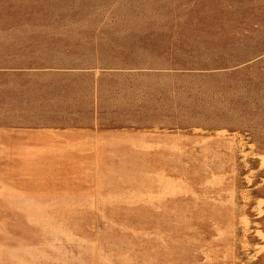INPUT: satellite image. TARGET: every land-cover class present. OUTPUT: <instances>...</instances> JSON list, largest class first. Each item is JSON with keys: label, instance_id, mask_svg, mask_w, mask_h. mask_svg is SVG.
<instances>
[{"label": "rangeland", "instance_id": "obj_1", "mask_svg": "<svg viewBox=\"0 0 264 264\" xmlns=\"http://www.w3.org/2000/svg\"><path fill=\"white\" fill-rule=\"evenodd\" d=\"M41 143L53 146L23 175ZM90 143L81 158L87 174L76 171L71 148ZM110 178L125 191L141 182L138 198L159 194L161 204L148 207L155 218L163 198L191 185L180 215L167 221L179 227L175 245L171 235L146 246L147 234L116 231L66 247L56 229L16 232L22 202L9 199L12 189L49 208ZM218 196L228 211L235 200L242 218L224 244L215 223L228 227L234 218L213 206ZM128 209L118 212L131 230L144 211ZM60 246L76 264L79 254L100 264L102 255L116 264L176 256L178 264H264V0H0V264H63Z\"/></svg>", "mask_w": 264, "mask_h": 264}, {"label": "bare ground", "instance_id": "obj_2", "mask_svg": "<svg viewBox=\"0 0 264 264\" xmlns=\"http://www.w3.org/2000/svg\"><path fill=\"white\" fill-rule=\"evenodd\" d=\"M58 135V134H57ZM67 135V134H66ZM54 136V135H53ZM60 136V135H59ZM62 137V136H60ZM57 138V137H56ZM64 138V137H63ZM74 138V137H72ZM71 138V139H72ZM51 139H53V137H51ZM79 139V138H78ZM54 140V139H53ZM56 140V139H55ZM68 140V139H67ZM76 140V139H73ZM82 140V139H80ZM84 140V139H83ZM50 141V140H49ZM57 141V140H56ZM60 141V140H58ZM62 141V140H61ZM64 141V140H63ZM62 141V142H63ZM48 142V139L47 141ZM51 142V141H50ZM48 142V143H50ZM53 142V141H52ZM82 142V141H81ZM84 142V141H83ZM88 142V141H86ZM56 143V142H55ZM60 143V142H59ZM53 144V143H52ZM51 144V146H53ZM64 144V143H63ZM92 143L88 144L87 146L90 145V147L85 149V146L83 147H73L71 148L72 155L74 154L77 157V160L74 161L76 163V165H74V167H76V171H80L82 173L86 172V170L88 169V165L87 164H83L81 162V158L83 155H86L87 149L90 150L91 149V145ZM65 145V144H64ZM67 145V144H66ZM97 145V144H96ZM50 146V147H51ZM58 145H56L55 147H57ZM61 146V143H60ZM144 149H145V145H141ZM33 147V145H32ZM49 146H47V143H41V145L35 146L34 150H39L38 153L41 155L40 158L37 161L34 162H30L28 163L27 169L25 170V173L23 175H28L30 173L33 172L34 167L38 164L41 163L44 159L43 156H45V153H49L47 152ZM49 147V149H50ZM27 148V147H26ZM26 148H24L23 150H25ZM27 149H31V147L27 148ZM63 149V148H62ZM55 150V149H53ZM80 150V151H79ZM50 151V150H49ZM60 151V150H59ZM70 150H68L67 153H65V155H67L69 153ZM90 152V151H89ZM55 154V153H52ZM38 155V154H37ZM35 156L36 158L38 156ZM51 155V154H50ZM52 156V155H51ZM56 155H54L55 157ZM60 156V155H59ZM64 156V155H63ZM22 158V157H21ZM24 158V157H23ZM34 159V158H33ZM62 159V158H61ZM72 160V159H71ZM75 160V159H74ZM69 161V160H68ZM52 162V161H51ZM73 162V161H72ZM71 162V163H72ZM73 162V163H74ZM173 162V161H172ZM74 163V164H75ZM86 163V162H85ZM66 164V163H65ZM64 164V165H65ZM54 165V164H53ZM57 165V164H56ZM54 165V166H56ZM90 166V165H89ZM92 166V165H91ZM50 167V166H48ZM90 168V167H89ZM54 170V169H53ZM64 170V169H63ZM90 170V169H89ZM79 172V173H80ZM91 172V171H90ZM54 173V172H53ZM78 173V174H79ZM89 173V171H88ZM77 174V175H78ZM87 174V172H86ZM90 174V173H89ZM27 177V176H26ZM30 176H28L29 178ZM85 177V176H84ZM132 177V176H131ZM32 178V177H31ZM40 178V177H39ZM81 178V177H80ZM87 178V177H86ZM159 178V177H158ZM61 179V178H60ZM77 179V178H76ZM88 179V178H87ZM149 179V177H148ZM147 179V180H148ZM168 179V178H167ZM36 180V179H35ZM43 180V178H42ZM78 180V179H77ZM160 181V180H159ZM39 182V181H38ZM44 182V181H42ZM107 182V181H106ZM37 183V181L35 182ZM123 182H120L118 180H116L115 182L113 181L112 178H110V181L108 183H103L102 185H99V187L95 188L94 185H86L84 190L89 188L90 186L92 187L91 192L92 193H79V194H75L73 192L68 193V195L73 196L71 198L68 199H62L61 201L57 202L55 205L50 206L49 208L47 207H43L40 206L39 204H28L27 202L25 203V200L23 199L25 196L29 195L30 192H26V191H19L16 192V189H12L11 191H9V199H15L18 200L20 202H22V205L19 204L21 206V208H19L18 210H16V220H20L21 224L25 223L26 225H28V228H24L21 226V224L19 225L18 222H16V232L18 233H22L24 235H30L32 233H34L35 230H41L46 231V229H56L58 230V233L56 230H54V232H56L57 234H60L62 236H65L63 239L65 240V246L69 247L72 246L74 247L76 244L78 243H82L83 245H85L86 242H84L83 240L87 239H100L103 240V238L106 237H110L111 235H113L116 231H123L122 233H120L121 236L125 237V239H129L130 237H135V239H141V235L143 234H147L146 239L144 238L143 242L146 246H148V244L150 243H154V241H162L163 238L158 239L160 236L164 237V236H173L174 238V245L176 244V238L177 236L180 234V231H178V228L174 227V230H170L167 221H172L174 222L175 218H174V214L176 215L177 213H180V205L182 202H184V200H187L188 198L183 199L184 196L189 195V192L192 193V187L191 185L187 184V188L185 185L181 186L180 189L178 190V196H175L173 199L171 200H167L165 198H163V202H164V207L162 208V212L160 214V208L156 207V210L158 211V216L157 218H155V216L151 215L148 211V207L149 205H151L152 203H160V197L159 194L156 195V192L154 191H150L148 194H146L147 197L145 198H138V196L142 195V191H140L141 186L142 188L145 187L144 185L141 184V182L138 183H132L131 185V189L130 190H123V188H121ZM39 184V183H38ZM143 184H146V181L143 182ZM149 184L148 183V188H149ZM40 185V184H39ZM141 185V186H140ZM159 185V184H157ZM126 186V185H125ZM152 186V185H151ZM154 186V184H153ZM36 187V186H35ZM128 187V185L126 186ZM214 188H217V186H213ZM13 188V186L11 187ZM146 188V187H145ZM147 188V189H148ZM151 188V187H150ZM155 189V187H153ZM222 188V187H221ZM100 189V191H99ZM121 189V190H120ZM146 189V190H147ZM171 189V187L169 188ZM173 189V188H172ZM149 190V189H148ZM175 190V189H173ZM177 190V189H176ZM206 190V189H205ZM204 190V191H205ZM168 191V190H167ZM176 192V191H175ZM174 192V193H175ZM42 193V192H41ZM195 194H197V192H194ZM171 194H173L171 192ZM177 193H175L176 195ZM75 195V196H74ZM170 195V194H168ZM210 195V194H209ZM48 196V195H46ZM136 196V200L134 201V199H131V197ZM166 196V195H165ZM164 196V197H165ZM174 196V195H173ZM40 197V196H39ZM219 200L216 201V199H213L214 203L213 206L215 207H221L219 209L222 210L223 214H225L226 216H229V214L232 212L233 214V218H234V223H231L230 226L228 227H224V222L225 220L222 221V223H215V236L217 237L215 240L218 241L219 243H226L228 242L230 239L235 238L238 234H239V229L240 227H242L240 224H242V222L240 220H237V216L239 214L240 211L238 210V206H237V202L235 200H233V202H231V204L233 205V208H230L231 211H228L226 208V201L222 196H218ZM29 199V198H28ZM35 201V200H34ZM33 201V202H34ZM48 201V200H47ZM38 202V201H36ZM24 203V204H23ZM52 204V203H51ZM201 204H208L207 202H202ZM44 205V204H42ZM131 205V206H130ZM153 205V204H152ZM18 207V206H17ZM132 209V211H135L136 209L138 210H143L144 213L140 216V226L133 228V229H129V228H124L123 226L120 225V219L121 216L123 214H121L120 211L121 209ZM128 209V210H129ZM235 210V211H234ZM242 214L243 211H241ZM241 214V213H240ZM180 215V214H177ZM145 217V218H143ZM147 218H151L153 220V222H151L150 225L148 226H144V220ZM177 218V217H176ZM240 218V217H239ZM85 219H90L89 223L85 222ZM245 218H243V221ZM154 220H155V228H154ZM176 221V220H175ZM203 221V220H202ZM201 221V223H203ZM177 223V222H176ZM240 223V224H239ZM123 224V223H122ZM19 225V226H18ZM124 225V224H123ZM173 225V224H172ZM125 226V225H124ZM245 228H246V223H245ZM244 228V229H245ZM8 230V229H7ZM12 230V229H11ZM154 230V231H153ZM10 231V230H9ZM14 231V230H12ZM49 231V230H48ZM52 231V230H51ZM132 232V233H131ZM185 232L187 233V235H194L195 231L190 230V229H186ZM42 233V232H41ZM9 234V233H8ZM55 234V233H53ZM56 234V235H57ZM247 234L248 231L244 230V236L243 237V242L244 244L247 242ZM150 235H155V237L157 238H148ZM40 236V235H39ZM38 236V238H39ZM58 236H55V238ZM103 237V238H102ZM207 237V236H206ZM57 239V238H56ZM133 239V238H132ZM41 240V239H39ZM58 240V239H57ZM113 239L112 237L110 239H108L109 242H111ZM56 241V240H55ZM58 241H61L58 240ZM231 241V240H230ZM44 242V241H43ZM50 242V243H49ZM84 242V243H83ZM48 243L50 244L49 246H46L48 248H52L51 244L54 243V241H48ZM46 244V243H45ZM61 245H63V242L61 241L60 243ZM88 244V243H87ZM86 244V246H87ZM90 244V243H89ZM95 246V252L98 253V250L96 249V244L91 243ZM90 244V245H91ZM102 252L107 251V246L109 243L102 242ZM38 245V244H37ZM35 245V246H37ZM41 245V244H40ZM39 245V247H40ZM47 245V244H46ZM88 245V246H90ZM91 245V246H93ZM246 245V244H245ZM34 245H32L33 248ZM34 246V247H35ZM44 246V245H43ZM87 246V247H88ZM38 247V248H39ZM42 247V246H41ZM61 247V246H60ZM82 247V246H80ZM14 248V247H13ZM29 249V247H26ZM24 248V249H26ZM37 248V247H35ZM35 248H33L32 250L35 251ZM62 250L59 248V250H61V252H57V253H63L62 256L64 255H68L66 250L65 252L63 251V246L61 247ZM65 248V247H64ZM85 248V247H84ZM206 248V247H205ZM204 248V249H205ZM221 248V247H220ZM31 249V248H30ZM58 249V248H57ZM83 249V248H81ZM92 249V248H91ZM203 249V251H204ZM218 249V248H217ZM21 251V249H18ZM17 250V252H18ZM51 250V249H50ZM74 250V249H73ZM94 251V249H92ZM206 250V249H205ZM221 250V249H220ZM241 250V249H240ZM30 251V250H29ZM28 251V252H29ZM33 251V253H34ZM55 251V250H54ZM58 251V250H57ZM63 251V252H62ZM228 251V250H227ZM44 252V251H42ZM89 252V251H88ZM87 252V253H88ZM32 253V255H33ZM46 253V252H45ZM56 253V252H55ZM56 253V254H57ZM67 253V254H66ZM72 251L69 253L71 254ZM90 253V252H89ZM92 253V252H91ZM210 253V252H209ZM230 253V252H229ZM13 254V253H12ZM19 254V253H18ZM48 254V253H47ZM78 254V253H77ZM159 254V253H157ZM204 254V253H203ZM222 254V253H221ZM234 254V253H233ZM17 255V254H16ZM29 255V254H28ZM49 255V254H48ZM47 255V256H48ZM51 255V254H50ZM49 255V256H50ZM61 255V254H59ZM75 255V253L73 252V255L71 256H67L66 259L63 261L59 259H55V261H61L63 264L64 262H67L65 264H76L75 263V258H73ZM97 255V254H96ZM164 255V254H163ZM207 255V254H205ZM210 255V254H209ZM212 255V254H211ZM217 255V253H216ZM230 255V254H229ZM30 256V255H29ZM33 256H38V255H33ZM42 256V255H41ZM46 256V255H44ZM76 256V255H75ZM78 261L76 260L77 264H100L98 263H92L94 262L92 260V256H88V258H84L83 256H81L80 254L78 255ZM225 256V255H224ZM95 257V256H93ZM98 257V256H97ZM206 258H208L207 256H205ZM230 257V256H229ZM227 256H225V260H227L226 258H229ZM157 258V257H156ZM155 258V260H156ZM218 258V257H217ZM220 258V257H219ZM9 259V258H8ZM50 259H53L52 257ZM96 259V258H94ZM115 259V258H114ZM159 259V257H158ZM175 257H171L168 258L166 261L162 262V264H178L179 262L176 263V260L181 259V257L176 256V259L174 261ZM97 260L99 261H104V264H116V260H113L112 258H108V256L106 255H102L101 258H97ZM149 260V258H148ZM10 261V260H9ZM56 261V262H57ZM174 261V262H173ZM52 262H54V260H52ZM218 262V261H216ZM206 263V262H205ZM128 264H135L132 262L128 263Z\"/></svg>", "mask_w": 264, "mask_h": 264}]
</instances>
